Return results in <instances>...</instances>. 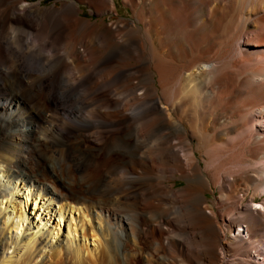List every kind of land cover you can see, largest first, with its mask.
I'll use <instances>...</instances> for the list:
<instances>
[{
	"label": "bare ground",
	"instance_id": "1",
	"mask_svg": "<svg viewBox=\"0 0 264 264\" xmlns=\"http://www.w3.org/2000/svg\"><path fill=\"white\" fill-rule=\"evenodd\" d=\"M78 1L0 0V264H264V0Z\"/></svg>",
	"mask_w": 264,
	"mask_h": 264
},
{
	"label": "rangeland",
	"instance_id": "2",
	"mask_svg": "<svg viewBox=\"0 0 264 264\" xmlns=\"http://www.w3.org/2000/svg\"><path fill=\"white\" fill-rule=\"evenodd\" d=\"M27 1H33V2H39V1H41V0H27ZM69 1H75V4L76 5H78V7L82 10L81 11V15H83L84 17H87V18H90V19H98V15L96 14V13H91V8L89 7V5L86 3V2H84V1H78V0H42V4L43 5H45V6H54V7H61V4H62V2H69ZM115 1V3H116V9H117V12H115V11H111V12H109L108 13V16L106 17V21L107 22H116V21H118V20H120V19H122V18H126V19H131L132 17H133V13H132V11H131V9H130V7L129 6H127L122 0H114ZM118 13V14H117ZM50 56H53L54 54H49ZM47 56L46 58H44L43 59V62L44 63H48V61H49V59H50V56ZM48 59V60H47ZM122 61V60H121ZM113 62H115V63H113ZM105 63H107V64H111V63H113V64H118V65H121V63L122 62H118L117 63V60H116V58H110V59H108ZM39 72H37V73H35V74H38ZM40 73H44V72H40ZM71 78V77H70ZM72 78H73V76H72ZM74 78H75V76H74ZM70 79H68V81H69ZM66 83V81H64V84ZM193 105H192V108H191V111L192 112H194V113H196V112H202V111H204L202 114H203V116H204V118H208V117H213V113H215V117H219V119L220 120H225V123H227L228 121H230V122H232V120H230V119H226L227 117H229V115H230V112L225 108V107H215L216 108V110L215 111H212L213 113H211V111H210V109H206V111H205V109H203V108H198L196 105H198L197 103H195V105H194V103H192ZM196 109V110H195ZM200 109H202V110H200ZM225 109V110H224ZM198 110H200V111H198ZM223 110V111H222ZM217 113V114H216ZM229 114V115H228ZM211 115V116H210ZM206 116V117H205ZM208 116V117H207ZM211 121V120H210ZM212 123V122H211ZM229 123V122H228ZM194 142L196 143V140H194ZM202 165H206L205 164V162H202ZM176 184H177V186H182L183 184H184V181H183V179H181V178H176ZM235 184V183H234ZM236 186V187H235ZM233 187V190H234V193H236V195L237 196H235L236 197V199L237 200H245V199H249L250 198V196H252V195H254L253 194V191L251 190V188H247L246 186H244V185H241V186H239V185H234V186H232ZM245 189H244V188ZM236 188H238L239 189V191H238V189H236ZM248 189V190H247ZM206 195L208 196V199L209 200H211V199H214V200H216V199H219V197L221 196V193H220V191L217 189V188H215L214 189V192H212V191H208V192H206ZM218 195V196H217ZM239 199H238V198ZM241 197H243V198H241ZM263 198H264V192H262V193H259V194H256L255 196H254V199L251 201L252 203V206H253V208L254 209H260V210H264V203H263ZM256 204H259L260 206L259 207H256ZM239 227H241V228H243L242 230H241V234H243V235H245V233H246V228H245V223H243L242 224V226H237L236 227V229H235V231H237V228H239ZM234 231V232H235ZM228 232V231H227ZM228 235H233V233H231V232H228ZM149 237H143V239H148ZM203 238V237H202ZM201 240V239H200ZM197 241H198V239H197ZM202 242L204 243H206L207 242V238L205 237V238H203L202 239ZM246 248V247H245ZM245 248H243V250L245 249ZM146 250H148V248H146ZM175 255V254H174ZM258 255H262V254H258ZM258 255H257V253H256V257H258ZM245 256V258L247 257L246 255H244ZM230 261V260H229ZM229 261H225L226 262V264L229 262ZM219 262V261H218ZM220 262H224V260H220Z\"/></svg>",
	"mask_w": 264,
	"mask_h": 264
}]
</instances>
